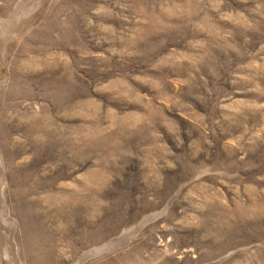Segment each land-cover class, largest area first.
Segmentation results:
<instances>
[{
	"label": "rangeland",
	"instance_id": "374dc122",
	"mask_svg": "<svg viewBox=\"0 0 264 264\" xmlns=\"http://www.w3.org/2000/svg\"><path fill=\"white\" fill-rule=\"evenodd\" d=\"M0 264H264V0H0Z\"/></svg>",
	"mask_w": 264,
	"mask_h": 264
},
{
	"label": "bare ground",
	"instance_id": "6f19581e",
	"mask_svg": "<svg viewBox=\"0 0 264 264\" xmlns=\"http://www.w3.org/2000/svg\"><path fill=\"white\" fill-rule=\"evenodd\" d=\"M17 64V63H16ZM16 66V65H15ZM27 71V70H26ZM30 71V70H29ZM29 73V72H27ZM33 73V72H32ZM26 75V74H25ZM49 78V77H48ZM51 78V77H50ZM46 86V85H45ZM49 86V85H48ZM52 86V85H51ZM46 88V87H45ZM48 88V87H47ZM53 88V87H52ZM43 90V89H42ZM50 91V90H49ZM47 93V92H46ZM49 103H51V99L49 100ZM34 123L36 124V127L41 128L42 130H45V127L48 131V134H51L52 126H53V116L49 112V110H46L42 117L34 118Z\"/></svg>",
	"mask_w": 264,
	"mask_h": 264
}]
</instances>
